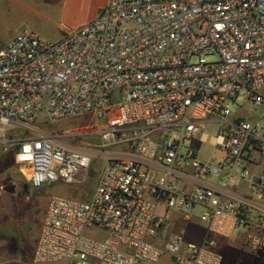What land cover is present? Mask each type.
<instances>
[{
  "label": "built area",
  "instance_id": "built-area-1",
  "mask_svg": "<svg viewBox=\"0 0 264 264\" xmlns=\"http://www.w3.org/2000/svg\"><path fill=\"white\" fill-rule=\"evenodd\" d=\"M40 114L102 120L99 147L118 150L87 200L50 197L33 264H222L216 241L239 231L264 250V0H107L57 40L20 31L0 48V142L32 189L81 185L95 153ZM174 211L205 224L199 241L168 233Z\"/></svg>",
  "mask_w": 264,
  "mask_h": 264
},
{
  "label": "rangeland",
  "instance_id": "rangeland-1",
  "mask_svg": "<svg viewBox=\"0 0 264 264\" xmlns=\"http://www.w3.org/2000/svg\"><path fill=\"white\" fill-rule=\"evenodd\" d=\"M15 4L14 0H0V11L2 7L5 9V14L0 13V48L20 31L24 29L33 30L29 23L34 18L31 20L24 19L21 23L16 22L14 13L11 14L10 12L11 9H15ZM41 23L43 24V30L35 32L52 41L61 37V31L54 25L56 23L55 20H41ZM103 124L104 121H96L92 116L66 119L50 124L44 121V114H40L33 124L41 132L50 135L60 134L65 131L80 132L81 135L72 141L70 140V143L75 147L87 148L95 153L92 155V167L88 171L85 181L81 185H71V188H73L71 192H77L76 194H71L74 198L87 200L90 197L97 177L107 163V158L103 154L118 150V148L103 150L99 147V137L93 133V130ZM5 133L6 137L19 139L37 135L23 128H18L13 130V132L11 128H7ZM206 133L211 138L215 134V129H208ZM11 150L13 152L14 148ZM5 154L7 152L4 151V146L0 142V160ZM215 155L217 154L210 144L205 143L201 147L199 159L206 160ZM24 184L27 183L22 179L15 163L8 165L6 169L0 168V264H33V249L39 236L50 197L54 195L70 197L69 192H67L70 185L57 183L37 190L28 186V190L24 191ZM167 216L169 222L168 233L181 231L186 241H199L198 238L204 232L206 226L196 218V215H193L190 220L181 219L175 211L168 212ZM86 234L101 241L107 240L109 237L106 231L100 229L87 231ZM235 235V239L225 240L223 243L230 248L229 251L219 245L218 240L216 241L215 249L221 253L223 259L234 257L237 252H245L259 256L264 262V250L251 253L242 245L243 232L239 231ZM232 248L237 251L231 250ZM143 264H172V262L165 255L156 262H145Z\"/></svg>",
  "mask_w": 264,
  "mask_h": 264
},
{
  "label": "crops",
  "instance_id": "crops-1",
  "mask_svg": "<svg viewBox=\"0 0 264 264\" xmlns=\"http://www.w3.org/2000/svg\"><path fill=\"white\" fill-rule=\"evenodd\" d=\"M16 2L15 9H11V14L14 13L16 22H23L24 19L31 20L29 26L34 31H42L43 24L41 20H55L54 24L60 31L61 36L66 32L76 30L81 26L93 20L97 11L104 7L107 0H14ZM1 14H5V9L2 7ZM36 21V22H35ZM71 185L68 188L69 196L77 192H71ZM77 199V198H74ZM80 200V199H79ZM176 213V212H175ZM168 213L166 214L168 220ZM178 215V214H177ZM181 232V231H179ZM225 240H219V245L225 247L228 251L230 248L223 244ZM237 251L236 249H231ZM234 253V252H233ZM171 260V259H170ZM57 264V263H50ZM222 264H264L259 258L250 253L237 252L234 257L223 259Z\"/></svg>",
  "mask_w": 264,
  "mask_h": 264
},
{
  "label": "trees",
  "instance_id": "trees-1",
  "mask_svg": "<svg viewBox=\"0 0 264 264\" xmlns=\"http://www.w3.org/2000/svg\"><path fill=\"white\" fill-rule=\"evenodd\" d=\"M14 163V153L12 150L7 151V154L3 156L0 160V168L6 169L8 165H12Z\"/></svg>",
  "mask_w": 264,
  "mask_h": 264
},
{
  "label": "water",
  "instance_id": "water-1",
  "mask_svg": "<svg viewBox=\"0 0 264 264\" xmlns=\"http://www.w3.org/2000/svg\"><path fill=\"white\" fill-rule=\"evenodd\" d=\"M23 189H24V191H27L28 190V185L27 184H24L23 185Z\"/></svg>",
  "mask_w": 264,
  "mask_h": 264
}]
</instances>
